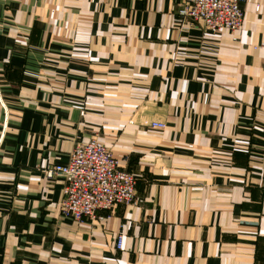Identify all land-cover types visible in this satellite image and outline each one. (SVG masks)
<instances>
[{
	"label": "crops",
	"instance_id": "0c3cea01",
	"mask_svg": "<svg viewBox=\"0 0 264 264\" xmlns=\"http://www.w3.org/2000/svg\"><path fill=\"white\" fill-rule=\"evenodd\" d=\"M181 1L0 0V264H264V0ZM92 136L134 200L79 221L42 168Z\"/></svg>",
	"mask_w": 264,
	"mask_h": 264
},
{
	"label": "built area",
	"instance_id": "2783aa9c",
	"mask_svg": "<svg viewBox=\"0 0 264 264\" xmlns=\"http://www.w3.org/2000/svg\"><path fill=\"white\" fill-rule=\"evenodd\" d=\"M244 1L182 0L176 15L190 26L199 24L212 32L232 33L242 23ZM150 126L164 127V124L152 122ZM42 173L47 178L57 174L63 177L59 209L74 220H100L101 211L134 200L135 176L120 166L107 146L94 136L75 142L65 163L48 164L42 168ZM114 245L116 248L121 245L119 233Z\"/></svg>",
	"mask_w": 264,
	"mask_h": 264
}]
</instances>
